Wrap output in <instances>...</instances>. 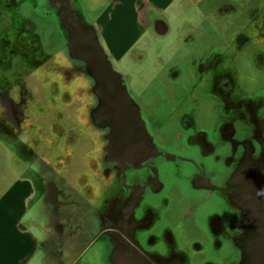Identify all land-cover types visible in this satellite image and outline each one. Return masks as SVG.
Returning <instances> with one entry per match:
<instances>
[{"label":"flooded vegetation","instance_id":"1","mask_svg":"<svg viewBox=\"0 0 264 264\" xmlns=\"http://www.w3.org/2000/svg\"><path fill=\"white\" fill-rule=\"evenodd\" d=\"M57 1L0 0L1 70L4 66L10 67L9 73H12L14 65L17 68L35 66L29 76L31 79L62 86L59 82L61 60L57 54L44 56L42 48H35L33 37L24 32L27 20L22 11L26 5L35 15L34 7H39L43 13L40 18L35 15L39 25L57 31L62 40L59 48H65L68 36L54 7ZM67 1L84 17L85 8L82 3L79 5V0ZM254 6L264 8V3ZM85 17V21L93 25L86 13ZM263 18V14H256L250 18V29L231 33L228 41L218 48H176L175 55L170 57L162 49L135 48L136 68L143 69L150 64L159 73L158 81L153 78L146 84L147 99L136 93L133 96L151 138L143 135L142 143L138 141L141 128H136L134 134L125 135L124 147H114L112 133H101L89 123L92 106L88 105L86 94L77 92L82 86L73 85L79 75L69 74L68 82L62 87L71 102L74 98L80 104L74 111V120L79 135L87 139L83 160L75 140L67 141L65 147L64 141H58L66 137L60 121L53 126L56 141L39 142L35 147L34 154H42L34 159L32 166L30 158L22 155L24 162H28H23L27 165L28 178L34 174L32 170L40 176L43 204L54 205L50 216L54 233L57 220L68 211L67 186H76L78 190H73L71 198L83 197L84 204L87 202L85 205L97 219L99 231L90 249L101 248L100 264H240L241 254L236 248H231L229 262L215 257L222 255L225 243L233 245L239 238L241 220L229 204L236 171L241 163L254 164L264 157V91L259 88L264 78V46L250 48L257 36L264 44ZM156 34L166 33L158 28ZM102 45L108 48L104 41ZM10 92L11 89L0 95V107L6 110L4 114L9 121L8 132L27 129L32 136L35 125L25 114L29 101L24 100L26 92L16 93L15 97L9 96ZM54 95L60 97L61 91L57 89ZM19 112L23 114L22 131L17 118ZM57 116L62 119L59 113ZM73 133L69 126L67 134L74 137ZM23 135L27 136V143L22 147L25 151L30 140L26 133ZM47 137L44 136L46 140ZM45 150L47 153L41 158ZM118 151L123 152L122 157L119 161L112 160ZM76 160L81 164L80 180L76 176L79 168L75 167L70 174L66 172L71 171ZM72 176H76L75 180L69 184ZM173 182L188 192L214 198L218 211H225L229 216L227 222L219 213L206 218L209 261H193L189 249L182 246L188 244L183 231L177 234L174 227L161 225L162 214L170 202L168 188ZM181 210L182 207L177 210L179 216ZM201 243L196 239L191 252L203 255L207 248ZM73 245L59 237L54 247L63 252L74 250ZM250 254L256 257L258 251L252 248ZM77 262L80 260L74 264Z\"/></svg>","mask_w":264,"mask_h":264},{"label":"rangeland","instance_id":"2","mask_svg":"<svg viewBox=\"0 0 264 264\" xmlns=\"http://www.w3.org/2000/svg\"><path fill=\"white\" fill-rule=\"evenodd\" d=\"M41 1L42 0H38V3ZM80 3H82L83 8H85V12L81 8L85 19V13L92 19L95 8H104L101 12L97 11L99 17H101L100 23L102 26L115 29L116 32L109 30L107 33H110L108 37L110 48H105L104 45L102 46L111 61L113 69L123 76L125 83H127L129 94L133 97L136 93L144 99L149 97L146 84L153 80V78L158 81L159 73L156 72L150 64H147L143 69L136 68L135 63L137 60L135 58V48L162 49L166 52V56L168 57L175 55L176 48H218L228 41L231 33L237 30L250 29V18H253L256 14L264 15V8H257L254 6L264 3V0H189V2L185 0L183 4L186 8L184 15L166 13L164 16L167 21L176 26L174 31H171L167 36H165L166 33L162 36L157 34L156 37L152 36L151 30L144 31L141 38L133 45V38L128 39L119 33L118 29L123 26L121 20L122 14L118 11V7L110 6L111 0H95V6H91L89 0H79V5ZM179 6L180 4H175L176 8ZM108 8L111 10V23L106 13ZM22 11L25 12V19L27 20V24L24 26V32L28 37H33V45L35 48H42L45 52L44 56L57 54L58 59L61 60V78H59V82L62 86L68 82L70 73L79 75L77 82L73 85L82 86L77 92L83 93L84 95L86 94L85 99L90 100V83L84 78L85 75L78 65L69 60L68 54L64 49L61 46L59 48L60 41L62 43V40L58 32L54 31L53 28L39 25L35 15H38L37 17L39 18L42 17L43 13L41 9L39 7H34V15L28 11L25 5ZM33 21H36L37 24H35L36 22L33 23ZM261 22H264V18L261 19ZM128 27L129 31L133 33V26L130 24ZM257 37V39H253V46L250 48H257V45L264 46L259 36ZM63 38L65 37L63 36ZM0 47L3 48L1 43ZM20 68L14 65L12 73H9L11 70L10 67L4 66L2 70L0 69V95L9 92L10 89L11 92L9 96L13 95V97L16 96V93L26 92L24 100L26 103L28 100L29 101L25 109V114L32 121V125H35L34 133L30 136L29 131L27 129L23 130L22 128L23 114L19 112L17 114L18 123L19 126L21 125V131H23L17 133L8 132L9 121L4 114L6 110H2L0 107V141L6 145L9 143L14 154H16L15 167L18 173L23 175L24 179H26V177L28 178V175L25 173V171H27V165L24 164L28 162H24L22 157L23 154L30 158L32 166L34 159L40 157L42 154V152H36V154H34L35 147L38 143L56 141L53 126L59 124L56 123L57 121L62 123L61 126L65 130L66 135L65 138L59 139L58 141H64L65 147L67 141L70 142L71 139L75 140L79 146L80 159L82 161V154L86 150L84 141L87 139H85L82 134L79 135L77 132V123L74 120V111H76L80 104H77L74 98L71 102L67 98V93L62 86L54 83L45 84L31 79L29 76H32L30 74L35 71V66H30L29 68L20 66ZM21 87H23L24 90H22ZM259 88L261 92L264 91V78L260 82ZM57 89L61 91L60 97L54 95ZM75 99L78 100L80 98ZM6 100L8 103V98H6ZM22 103H24V101H22ZM90 104L91 103L88 101V105ZM74 105L75 107L73 108ZM57 113L61 115L62 119H59ZM69 126L74 132V137L67 134ZM49 129H51V132L48 131ZM23 133H26L30 140V145L28 148H25V151H23L22 147H25L27 143V136L23 135ZM45 135L48 136L47 140L44 138ZM95 139H98V137L96 136ZM19 152H21V155L17 154ZM45 152L46 150L41 158L44 157ZM77 158H79V155H77ZM42 162L48 165L45 160ZM75 167L79 168L76 171V176L80 180L82 175L79 160H76L71 171L66 172L70 174ZM32 172H34V174H32L29 179L31 180L33 191L35 190V199L34 205L32 201L33 208L28 210L30 211L29 218L31 219V223L27 224L26 220H24V226L30 230L33 236H40L41 241L40 255L37 252L34 257L35 261H33L32 264H39V260L40 264H74L76 260H80L77 264H100L98 258L101 256V248L98 249L94 246L90 249L99 231L97 219L95 220L93 218L94 213H91L87 205H85L87 202L84 204L83 197L82 199L80 198L81 196H76V199L71 198L73 190L77 189L76 186L72 188H69V185L67 186L69 191L68 194H66V196H68L66 200L69 202L68 211L57 220L54 233L50 223V216L52 215L54 205L50 202L47 204L45 202L43 204V184L40 181L38 172L35 170H32ZM76 176L70 177L68 183L73 184ZM170 191H174L177 196L175 213L170 209L172 204L169 195ZM183 191L188 192L185 190V187L181 189L176 188L174 182L169 186L167 194L170 202L168 209H165L162 214L163 220L161 225L174 227L177 234L183 231L184 237H187L188 244L182 246L189 249L191 259L194 258L193 261L203 263L211 259L208 254V249L205 250L203 255L194 254L191 252V250L195 248L193 242L199 239L202 241L201 244L206 246V248L210 246V238L205 233L206 229L203 224V218H206L208 213L219 210V205L217 203L212 204L215 200L211 197L202 196L201 194L197 195L189 191L187 193L188 195H195L199 199L194 205H190L181 195ZM155 200L157 201L158 199ZM151 201H154V199L152 198ZM29 204H31V202H29ZM179 207H182L180 216L177 212V210L179 211ZM63 220L66 221L65 224L61 223ZM59 237L64 239L67 244L73 243V247L75 246L74 250H70V248L63 252L57 251L58 249L54 246L58 245ZM60 249L64 250V248ZM215 258L218 261L228 259L229 262V256L221 257L217 254Z\"/></svg>","mask_w":264,"mask_h":264},{"label":"water","instance_id":"3","mask_svg":"<svg viewBox=\"0 0 264 264\" xmlns=\"http://www.w3.org/2000/svg\"><path fill=\"white\" fill-rule=\"evenodd\" d=\"M54 7L68 36L63 49L90 83L89 102L92 107L89 111V123L101 133H112L113 146L119 149L124 147L125 135L134 134L136 128H141V138L138 141L142 143L143 135L151 140L145 123L141 120L140 108L129 94L123 76L113 69L96 28L89 25L84 17H80V13L73 10L67 0H58ZM122 153L116 152L112 160L119 161ZM236 176V183L231 186L229 204L241 220L239 238L235 239L233 245L225 243L223 249L227 252H222L219 256H229L230 260L231 248H236L241 254L240 264H264V164L262 161L254 164L245 161L239 165ZM214 213L221 214L225 222L229 219L227 212L218 210L208 213L207 217ZM206 218H203V224L208 232ZM252 248L258 251L256 257L250 254ZM224 261L228 262V259Z\"/></svg>","mask_w":264,"mask_h":264},{"label":"crops","instance_id":"4","mask_svg":"<svg viewBox=\"0 0 264 264\" xmlns=\"http://www.w3.org/2000/svg\"><path fill=\"white\" fill-rule=\"evenodd\" d=\"M89 2L91 6H95V0ZM184 3L185 0H111L110 6L118 7L122 14L123 26L118 29L119 33L128 39L133 38L134 45L144 31L151 30L154 37L157 36L158 28L159 31L165 30L167 33L165 36L174 31L176 26L164 16L166 13L184 15L186 10ZM175 4L180 6L176 8ZM103 9L95 8L92 19L88 17L87 19L96 26L100 40L102 38L110 48L108 41L110 33H107L109 30L115 32L116 30L100 23L101 17L97 11L101 12ZM106 13L110 22L112 20L110 8ZM130 24L133 26V33L129 31ZM15 160L16 154L10 144L6 145L0 141V264H32L37 252L40 255L41 241L40 236H33L24 226V220L27 224L31 223L28 210L33 208L35 190L33 191L31 180L27 177L24 179L23 175L18 173Z\"/></svg>","mask_w":264,"mask_h":264},{"label":"bare ground","instance_id":"5","mask_svg":"<svg viewBox=\"0 0 264 264\" xmlns=\"http://www.w3.org/2000/svg\"><path fill=\"white\" fill-rule=\"evenodd\" d=\"M262 162L264 164V157H262ZM176 188H179L181 189V186L176 183L175 184ZM169 195H170V198H171V201H172V204L170 206V209L173 213H175L176 211V206H177V196L175 195L174 191H170L169 192ZM187 201L188 203L191 205H194L199 199L195 196V195H188L187 193H185L184 191L182 192L181 194ZM212 204H214V202H212ZM223 252L226 254V249L224 248L223 249Z\"/></svg>","mask_w":264,"mask_h":264}]
</instances>
